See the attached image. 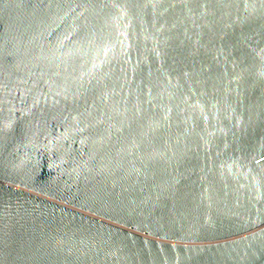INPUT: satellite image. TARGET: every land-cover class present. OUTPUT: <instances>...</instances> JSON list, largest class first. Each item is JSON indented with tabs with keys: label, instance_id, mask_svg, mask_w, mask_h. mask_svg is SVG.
I'll return each mask as SVG.
<instances>
[{
	"label": "water",
	"instance_id": "water-1",
	"mask_svg": "<svg viewBox=\"0 0 264 264\" xmlns=\"http://www.w3.org/2000/svg\"><path fill=\"white\" fill-rule=\"evenodd\" d=\"M0 264H264V0H0Z\"/></svg>",
	"mask_w": 264,
	"mask_h": 264
}]
</instances>
